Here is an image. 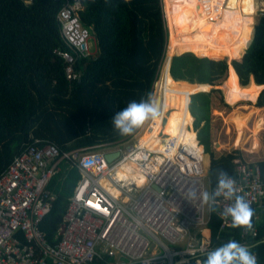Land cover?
I'll return each instance as SVG.
<instances>
[{
    "label": "trees",
    "instance_id": "1",
    "mask_svg": "<svg viewBox=\"0 0 264 264\" xmlns=\"http://www.w3.org/2000/svg\"><path fill=\"white\" fill-rule=\"evenodd\" d=\"M245 1L239 11L224 5L223 21L210 16L195 26L190 16L199 13L200 0H80L78 16L90 30L97 53L77 60L80 78L69 82L55 50L67 49L57 14L73 0L29 4L0 0V174L26 146L38 141L70 151L113 147L130 139L138 128L122 136L111 118L128 102L153 94L169 36L181 29L187 32L167 57L191 54L174 55L169 74L174 80L205 84L208 92L191 95L172 129L161 134L178 143L181 138L173 134L174 126L191 133L192 145L205 154L204 164L209 165L210 193L220 171L234 176L239 164L264 166V17L259 18L251 1ZM195 28L199 32L192 37ZM156 100L161 103L162 94L157 92ZM137 139L151 146L141 134ZM78 178L76 170L69 172L41 224L51 240ZM253 210L257 237L249 238L247 246L257 264H264V209ZM219 225L220 219L210 210L198 237H205L214 249L229 239L242 242L239 227L219 231Z\"/></svg>",
    "mask_w": 264,
    "mask_h": 264
},
{
    "label": "built area",
    "instance_id": "2",
    "mask_svg": "<svg viewBox=\"0 0 264 264\" xmlns=\"http://www.w3.org/2000/svg\"><path fill=\"white\" fill-rule=\"evenodd\" d=\"M254 7L259 18L264 17V0H254ZM79 9L80 0H73L57 14L67 49L55 53L64 61L69 82L80 78L77 60L92 55L91 33L82 25ZM159 135L165 141L162 152L137 143L125 145L129 139L113 147L70 151L45 140L26 146L0 174V264H195L207 255L214 248L198 234L207 225L210 208L199 195L188 196L189 190L206 191L205 154L187 142ZM113 152L119 156L108 162L105 154ZM125 163L136 164L138 178L117 173ZM73 169L79 178L51 240L41 224L57 194L47 187L60 173L64 181ZM232 177L238 194L262 211L264 166L239 164ZM232 202L217 199L213 212L220 219L219 231L235 228L231 218L222 215ZM239 229L241 244L257 237L254 225Z\"/></svg>",
    "mask_w": 264,
    "mask_h": 264
},
{
    "label": "clouds",
    "instance_id": "3",
    "mask_svg": "<svg viewBox=\"0 0 264 264\" xmlns=\"http://www.w3.org/2000/svg\"><path fill=\"white\" fill-rule=\"evenodd\" d=\"M159 115L157 100L152 93L147 98L139 101L132 100L115 112L112 116L113 128L122 136L130 135L140 127L146 120L155 119ZM240 188L234 178L224 171H220L216 180V187L212 193L207 191L197 193L188 191V196H200L203 202L208 203L210 210L215 209L218 197L233 201L223 209L222 215L230 217L233 227L252 228L254 210L250 203L239 195ZM200 264H257V258L250 246L241 244L239 241L229 239L215 249L209 251Z\"/></svg>",
    "mask_w": 264,
    "mask_h": 264
},
{
    "label": "rangeland",
    "instance_id": "4",
    "mask_svg": "<svg viewBox=\"0 0 264 264\" xmlns=\"http://www.w3.org/2000/svg\"><path fill=\"white\" fill-rule=\"evenodd\" d=\"M225 5H226V2H225ZM200 6L202 7V1L201 0H200ZM200 13H201V8L199 10V14ZM207 18H208V14L207 15H201V19H207ZM221 20L223 21V18ZM257 21L254 23V25L257 23ZM254 25H253V27H254ZM182 30L183 29H181L179 31H175V33H173L171 36H169V39L172 40L175 44H177L178 38L182 37L183 36L182 34L187 32V31L182 32ZM198 32H199V30L197 28H195L193 31L192 37H196ZM89 41H90V52H91V54L95 55L97 53V46H96L95 42L92 40V38ZM249 45H250V43L247 45V47H245V49H247L249 47ZM188 53L191 54L190 52H182V53L179 52L176 54H188ZM176 54H174V55H176ZM165 55H166L165 56L166 60H164L165 62L161 66V70L159 73L158 80L153 85V97L156 99L157 92L159 94H162V100H161V103L159 106V115L155 119H153L154 122L156 121V127H157L156 134L158 136H159V134L167 133L170 129H172V121L179 118L181 107L184 105H186V106L188 105L191 95L196 94V93H207L208 92V89H207L205 84H196V83H189V82L183 81V80H174L169 74L168 60L170 58L167 57V50H166ZM174 55H172L171 57H173ZM157 82H158V84H157ZM147 121L148 120H146L141 125L142 127L141 126L138 127V129L134 132L133 136L125 143V145H130V144L136 143V141L138 140L137 137L142 132ZM186 124L189 125L188 122ZM201 126H202V124H201ZM195 131L197 132L198 129H195ZM173 138H177V137L174 136ZM191 145H192V140H191ZM150 149L153 150L152 147ZM105 150H108V149H105ZM206 158L208 161L209 157H206ZM208 170H209V165H206L205 170H204V172H205V185H206V191L210 193L209 183H208L209 182ZM62 175L63 174L60 173L59 175L55 176L52 180V184L50 185V190L54 194L58 195L62 191V180H61Z\"/></svg>",
    "mask_w": 264,
    "mask_h": 264
},
{
    "label": "bare ground",
    "instance_id": "5",
    "mask_svg": "<svg viewBox=\"0 0 264 264\" xmlns=\"http://www.w3.org/2000/svg\"><path fill=\"white\" fill-rule=\"evenodd\" d=\"M201 1H202L201 13L200 14L198 13L197 15L192 14L190 16L191 21H192L193 25H195V26L198 25V23L200 22L201 15H207L208 14V17L213 16L215 19H220V18L222 19V18H224V16L226 17L227 15H224L225 14V10H224L225 9L224 8L225 2H226V6H229V5L237 6L238 7L237 11H239L240 10L239 7L242 6L241 4L245 0H201ZM250 1L254 7V0H250ZM245 2H248V1L246 0ZM250 5H251L250 3H247V7H250ZM183 38L184 37L180 38L179 42L182 41ZM174 48H175V43L172 40H170V42L168 44V50H167L168 55H170L172 53ZM159 104H160V102H158V105ZM155 125H156V122H154L153 119H149L146 122L142 132L140 133L141 134V140L151 144V147L153 150H156L158 152H162L164 143L161 142L162 139H161L160 135L158 136L156 134ZM173 131H174L173 134L178 135L181 138V141L187 142L190 144V141L192 138L191 133H188L181 126H174ZM136 143H137V145H139L143 148H148V149L151 148L150 146L144 144L139 139L136 141ZM117 173L118 174H126L127 173V176L132 175L135 178H138L137 175L139 174V172L136 170V164H133V163L132 164L131 163H125L122 166V169L117 170ZM139 183H142V182H139ZM105 184H106V187H108L110 191L114 192V189L111 187L110 184H108V181L105 180Z\"/></svg>",
    "mask_w": 264,
    "mask_h": 264
},
{
    "label": "water",
    "instance_id": "6",
    "mask_svg": "<svg viewBox=\"0 0 264 264\" xmlns=\"http://www.w3.org/2000/svg\"><path fill=\"white\" fill-rule=\"evenodd\" d=\"M171 58L168 60V67L170 66V62H171ZM166 60V58H165ZM158 102V100H157ZM119 156V153L118 152H113V153H106L105 154V159L108 161V162H113L117 157Z\"/></svg>",
    "mask_w": 264,
    "mask_h": 264
},
{
    "label": "crops",
    "instance_id": "7",
    "mask_svg": "<svg viewBox=\"0 0 264 264\" xmlns=\"http://www.w3.org/2000/svg\"><path fill=\"white\" fill-rule=\"evenodd\" d=\"M92 55H93V54H92ZM164 60H165V59H164ZM164 62H165V61H164ZM164 62H163V63H164ZM201 238L205 239V237H201ZM205 240H206V239H205Z\"/></svg>",
    "mask_w": 264,
    "mask_h": 264
}]
</instances>
